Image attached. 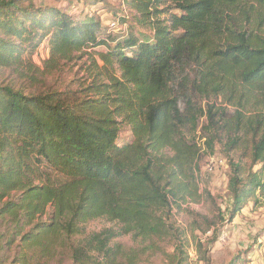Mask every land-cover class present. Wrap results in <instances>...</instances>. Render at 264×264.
<instances>
[{"label": "trees", "instance_id": "obj_1", "mask_svg": "<svg viewBox=\"0 0 264 264\" xmlns=\"http://www.w3.org/2000/svg\"><path fill=\"white\" fill-rule=\"evenodd\" d=\"M18 1L0 2V67L23 66V45L51 34L44 67L81 53L92 79L29 93L0 84V222L9 225L0 253L18 238L17 262L39 264L59 237L98 219L117 229L73 241V264H137L159 253L172 206L197 196V136L211 152L221 134L230 151L250 143V168L230 163L226 223L264 194V0H121L126 35L111 40L92 18ZM99 47L106 51L87 53ZM123 126L131 136L119 145ZM128 235L139 250L111 245ZM180 248L171 264H184Z\"/></svg>", "mask_w": 264, "mask_h": 264}, {"label": "rangeland", "instance_id": "obj_2", "mask_svg": "<svg viewBox=\"0 0 264 264\" xmlns=\"http://www.w3.org/2000/svg\"><path fill=\"white\" fill-rule=\"evenodd\" d=\"M31 2L34 8L40 11L55 9L79 21L92 18L94 22L100 24L101 36H109L110 40L126 35L127 25L121 23L120 0H31ZM29 3V0H19L18 6L21 9H26ZM111 21L118 23L115 30H110L107 27ZM25 24L32 37L37 32L41 36V31L36 25L30 26V19L27 18ZM132 32L140 39L142 35L148 34L137 27H133ZM50 37L51 34H48L45 37H37L33 42H26L23 45L26 49L22 60L23 66L18 68L0 67V84L24 90L26 93L39 89L64 90L69 88L70 90H79L80 87L89 86L92 79L87 71V67L91 65L90 56L80 58L82 54L75 52L70 60H59L53 66L44 67L43 63L49 54ZM113 45L114 43L111 44V46ZM105 51L104 47H99L88 49L87 53ZM29 64L35 66L37 72L27 74V65ZM32 75L34 78H31ZM130 136L129 128L123 126L118 144H123ZM196 138L200 147L197 196L194 199H186L185 203L180 204V208L172 206L167 215L171 237L160 243L162 251L154 255L146 253L140 256L137 264H171L170 256L173 254L174 246H181L180 250L184 252L182 255L185 259L184 264H264V215L258 210L261 202L264 201V194L257 193L255 200L248 202L230 224L226 223L228 221L226 209L230 208L231 201L228 192L230 163L240 162L244 168H250L249 141L240 140L238 147L230 151L224 148L226 137L221 134L211 152L203 145V140H198L199 136ZM210 158L221 162L213 172L206 169ZM258 168L255 166L252 170L256 171ZM220 212L224 221L219 215ZM50 217H52L50 209H47L45 215L39 219V223H48ZM209 222L218 224L216 231L213 228L207 230ZM8 227L9 225L5 226L0 222V233L3 234ZM116 229L117 224L105 219L85 223L82 225L81 235L70 240L65 236L59 237L55 241V245L51 247V251L39 264H73L70 252V245L73 241L83 240L91 234L103 230ZM221 230L219 235L224 234L226 238L224 244L218 242L220 237L218 233ZM214 234L219 237L216 242L211 244L210 240ZM115 244L121 245L125 250L141 248L129 235L116 237L111 241V245ZM200 245L201 247H199ZM19 248L20 239L17 238L14 245L4 253H0V264H19L17 262ZM39 249L36 247L33 251Z\"/></svg>", "mask_w": 264, "mask_h": 264}, {"label": "built area", "instance_id": "obj_3", "mask_svg": "<svg viewBox=\"0 0 264 264\" xmlns=\"http://www.w3.org/2000/svg\"><path fill=\"white\" fill-rule=\"evenodd\" d=\"M121 1V0H120ZM118 26V23L115 21H111L110 24L107 25L108 29L110 30H115ZM218 163L221 164L220 161H217L214 158H210L207 164V171L209 172H213L216 169V166L218 165ZM261 206L258 208L259 212H261L264 215V201L261 202L260 204ZM225 236L224 234H222L219 238H218V242L224 244L225 243Z\"/></svg>", "mask_w": 264, "mask_h": 264}]
</instances>
